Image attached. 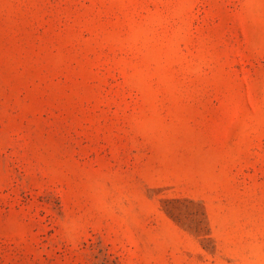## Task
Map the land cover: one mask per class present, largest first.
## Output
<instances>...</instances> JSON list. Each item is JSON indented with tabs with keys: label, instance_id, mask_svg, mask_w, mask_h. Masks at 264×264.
Instances as JSON below:
<instances>
[{
	"label": "rangeland",
	"instance_id": "374dc122",
	"mask_svg": "<svg viewBox=\"0 0 264 264\" xmlns=\"http://www.w3.org/2000/svg\"><path fill=\"white\" fill-rule=\"evenodd\" d=\"M0 264H264V0H0Z\"/></svg>",
	"mask_w": 264,
	"mask_h": 264
}]
</instances>
